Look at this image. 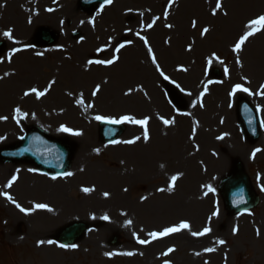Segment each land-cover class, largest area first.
Returning <instances> with one entry per match:
<instances>
[{
	"label": "rangeland",
	"instance_id": "obj_1",
	"mask_svg": "<svg viewBox=\"0 0 264 264\" xmlns=\"http://www.w3.org/2000/svg\"><path fill=\"white\" fill-rule=\"evenodd\" d=\"M230 1L112 0L86 14L78 0H0V149L30 129L73 149L60 176L0 163V264H264V6ZM42 28L51 46L36 44ZM241 97L260 116L253 144ZM101 121L124 134L102 144ZM235 163L260 203L230 216L219 186ZM78 222L85 235L60 246Z\"/></svg>",
	"mask_w": 264,
	"mask_h": 264
},
{
	"label": "water",
	"instance_id": "obj_2",
	"mask_svg": "<svg viewBox=\"0 0 264 264\" xmlns=\"http://www.w3.org/2000/svg\"><path fill=\"white\" fill-rule=\"evenodd\" d=\"M108 0H79V8L84 12H92L104 5ZM38 43L44 46L51 45L53 36L45 30H41L37 36ZM217 76V74H214ZM237 118L242 129L244 138L253 143L259 137L258 120L254 111L245 101L240 100L237 104ZM122 133V129L116 126L103 124L99 134L102 142L114 141ZM71 151L62 142L44 137L40 132L32 130L19 145L0 151V160L11 163H32L39 169L60 174L68 166ZM221 196L225 209L230 214L254 208L258 199L251 190L250 184L242 167L236 165L232 175L227 178L221 188ZM86 227L80 224L67 226L63 229L57 240L64 244H72L85 232Z\"/></svg>",
	"mask_w": 264,
	"mask_h": 264
},
{
	"label": "bare ground",
	"instance_id": "obj_3",
	"mask_svg": "<svg viewBox=\"0 0 264 264\" xmlns=\"http://www.w3.org/2000/svg\"><path fill=\"white\" fill-rule=\"evenodd\" d=\"M239 1V0H238ZM236 3V0H231L230 2H229V5H228V9H230L231 7H232V5L233 4H235ZM240 5L241 6H245L246 4H249V5H257L258 4V1L257 0H240ZM261 4H262V8H263V6H264V0H261ZM83 27V26H82ZM226 29H227V31H226V33L229 31V30H231L232 28L231 27H226ZM260 58H263V56H259ZM243 59H244V57H243ZM251 59H248V61H250ZM263 60H264V58H263ZM246 60H244V62H245ZM262 61V60H261ZM247 62V61H246ZM258 62H260V61H258ZM249 63L251 64V62H247V64L249 65ZM250 66V65H249ZM253 67V69L252 70H254V72H260V70H261V68L258 66V65H255V64H252V66H251V68ZM252 75H253V72H252ZM249 102V101H248ZM254 102V101H253ZM3 103H4V97L3 96H0V107L2 108L3 107ZM250 103V105L252 104L251 102H249ZM252 106V105H251ZM5 141H7V142H9V141H11L10 139H8V138H6V139H4V140H2L1 142H0V144L2 143V142H5ZM6 142V143H7ZM76 161H78V158L76 159ZM28 183H29V185L27 186V189L29 188V186H30V184H31V186L33 185L32 183H31V181L29 180L28 181ZM38 186H39V188H40V190H41V193H44L45 195H47L48 196V194L49 193H51V191L49 190V187H46V184L45 185H43V184H38ZM153 246L152 247H150L149 249H145L144 251L145 252H147V254L151 257V253L150 252H152L153 250H157V249H159L158 248V243H154V244H152Z\"/></svg>",
	"mask_w": 264,
	"mask_h": 264
}]
</instances>
